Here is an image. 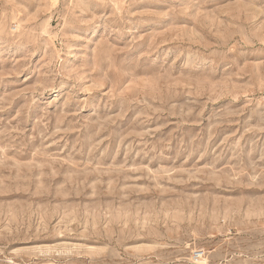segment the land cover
Masks as SVG:
<instances>
[{"label": "rangeland", "instance_id": "374dc122", "mask_svg": "<svg viewBox=\"0 0 264 264\" xmlns=\"http://www.w3.org/2000/svg\"><path fill=\"white\" fill-rule=\"evenodd\" d=\"M0 264H264V0H0Z\"/></svg>", "mask_w": 264, "mask_h": 264}, {"label": "built area", "instance_id": "2783aa9c", "mask_svg": "<svg viewBox=\"0 0 264 264\" xmlns=\"http://www.w3.org/2000/svg\"><path fill=\"white\" fill-rule=\"evenodd\" d=\"M201 257H202V254L201 253H194L193 256H192V259L195 260V261H197Z\"/></svg>", "mask_w": 264, "mask_h": 264}, {"label": "bare ground", "instance_id": "6f19581e", "mask_svg": "<svg viewBox=\"0 0 264 264\" xmlns=\"http://www.w3.org/2000/svg\"><path fill=\"white\" fill-rule=\"evenodd\" d=\"M200 259H202V258H200ZM205 259V258H204ZM198 261V260H197ZM204 260H202V262H203ZM204 263V262H203Z\"/></svg>", "mask_w": 264, "mask_h": 264}]
</instances>
